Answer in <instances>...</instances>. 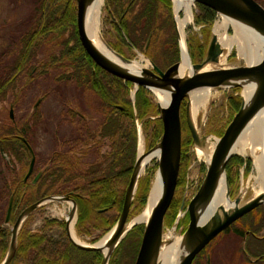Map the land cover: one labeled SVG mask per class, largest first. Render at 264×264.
I'll return each mask as SVG.
<instances>
[{
	"label": "trees",
	"instance_id": "16d2710c",
	"mask_svg": "<svg viewBox=\"0 0 264 264\" xmlns=\"http://www.w3.org/2000/svg\"><path fill=\"white\" fill-rule=\"evenodd\" d=\"M106 3L109 14L114 18L113 30L117 43L116 46L112 47L113 50L121 55L124 51L137 50L143 53L157 68L163 67L164 70L178 62L179 51L169 0H106ZM76 5V0H37L31 14L32 18L25 23L23 31H26V33L20 40H16L10 46L13 49H25L26 62L24 65L30 64L31 59L27 56L34 53L35 48H52L53 46V60H51L53 70L57 69L56 72L60 70L63 73L56 78L57 84L70 85L82 93H88L92 97L91 102L95 104L94 108H103L104 117L99 125L98 135L95 132L91 134V130L88 134L90 142L95 139V136L101 138L100 141H97L98 146L86 152L89 158L88 169L86 170L88 178L81 177V179L73 181H70V178L66 179L75 170L65 154L53 152L49 167L53 166L50 171L46 170L45 175L41 177L40 189L43 193V190H53V193L75 190L82 193L79 196L82 209L81 226L83 228L89 226L90 216L93 215L98 218L97 222L106 223V231H109L116 223L121 212L125 191L136 159V122H141L144 128L150 124L153 125L154 133L149 143L150 148L160 138L162 126L159 119H152L158 113L156 107L148 100L150 91L139 87L133 102L130 98L132 84L124 82L96 66L83 50L76 30ZM197 8L198 13L194 18L195 25L210 26L216 13L212 9L199 4H197ZM188 47L193 63H199L205 53L204 45L191 38ZM84 58L87 63L84 62ZM33 69L32 66H25L27 73H31ZM18 70L15 63L9 66L10 82L7 85L9 92L10 88L15 87L14 75ZM2 87L0 85V101L5 100L8 93L2 91ZM62 101H66V99L60 100V105H63L60 115L64 117V121H69L68 111L71 109H68ZM236 104L237 102L232 103L234 109L229 105L232 116L238 110V104L237 106ZM36 112L37 110L34 108L31 118L22 125H7V133L0 136V148L3 147L9 155H14L22 167L25 164L28 167L30 153L21 139H24L30 146L31 127H36L41 121L40 114ZM70 114H73L72 110ZM19 129L20 131H18ZM18 135L20 136L17 137ZM102 139L109 142L110 151L103 154L101 158L98 152ZM87 140L88 137L86 142ZM61 142L65 147L69 145L70 140H62ZM186 149L187 145L182 140L177 189L184 179L188 164L185 157ZM234 159L238 158L232 156L229 162ZM37 171L36 167L33 168L32 174L34 175ZM117 172H119L121 180L120 194L113 195L109 193L108 187L113 191L109 184H113L111 181L117 178ZM31 181L32 177L26 182H23L22 178L15 180L16 186L11 187V195L15 194L13 195V207L20 203L22 190H26L24 196L25 206L37 202L41 196L39 187L32 186ZM103 183H105L104 188L102 187ZM148 192L149 178L140 179L132 202L133 213L141 212L146 204ZM175 207L176 202L172 199L168 208V212H170L169 223L174 219ZM96 210L102 212L98 214ZM109 216H111V219L107 221ZM143 229V225L133 227L114 250L108 264H124L126 260L134 262L141 243ZM28 240L25 251L31 246L28 250L29 256H32V252L37 249L44 250L48 248L47 251L52 253L49 244L46 245L43 242L36 241L33 237ZM15 253L13 262L18 264L21 254L18 251ZM207 253L205 250L199 252L194 258L193 264H206ZM101 258L99 251L79 250L68 241L64 243L53 241V264H100Z\"/></svg>",
	"mask_w": 264,
	"mask_h": 264
},
{
	"label": "water",
	"instance_id": "95a60500",
	"mask_svg": "<svg viewBox=\"0 0 264 264\" xmlns=\"http://www.w3.org/2000/svg\"><path fill=\"white\" fill-rule=\"evenodd\" d=\"M88 1L90 0H76V28L80 44L95 65L107 73L122 79L125 82L133 84L136 89L142 87L151 93H153V90L169 91L168 102L164 106H161L159 103L157 104V119H159L162 123V134L160 140L153 148L144 154L148 155L149 153L158 150L159 156L156 158L158 169L156 174L158 173L162 185L161 195L155 203L149 218L144 223L136 222L129 226L131 222L128 219L131 210L130 207L137 188L138 179L141 174L140 165L141 160L143 159L139 156V150L137 149L135 163L125 191L121 212L116 223L109 231H112L108 241L109 247L111 248L109 253L107 255L103 254L100 247L95 246V244L88 246L73 242L81 249L102 252L100 264H108L112 253L127 233L131 231L133 227L141 223H143L144 229L135 264H157L160 247L167 243V241H163L164 216L174 196L180 164L181 103L186 98H189L190 93L199 89H243L244 83H251L253 85V95L251 99L248 102H245L243 98L238 111L234 114L231 121L226 126L223 135L214 140L215 148L210 162H205L206 173L200 187L187 204L185 210L183 211V205L179 209L181 217L185 212L188 213L189 221L186 230L182 233V236H180L186 252L181 256L177 264H191L195 256L206 245H208L215 236L226 229L236 219L257 206L261 199H263V196L257 197L252 199L249 203H245L241 206H239L238 198L231 202L228 197L225 166L230 157L234 155L230 152L233 144L240 137L251 120L264 109V58L241 66L227 67L222 64L219 65V59L223 54V49L219 45L216 35L212 34L204 53L203 60L197 64L191 63V73L187 76L178 77V69L181 60L167 68L165 71H161L148 60L149 65H151L150 69L142 68L138 73L130 72V70L121 67L102 56L93 47L90 39L85 33L84 27L85 7ZM191 1L212 9L216 14L221 15L222 17H226L248 26L264 39V10L253 0ZM178 36L181 51L182 48L186 49V46L180 34H178ZM109 49L123 63L131 62V60L116 53L112 48L109 47ZM188 59L190 61L189 56ZM209 64L218 65V67L203 71L202 69L204 66ZM185 120L193 146L196 147L203 145L204 148L206 136H199L195 126L191 122L189 116V102L185 107ZM21 140L25 143L31 155L29 168L26 174V177H28L34 165V154L25 140ZM39 176L40 174L35 177L33 180L34 183L37 181ZM222 177L225 182L226 198L229 200L230 204L234 205L233 209L226 211L222 206H219L215 212L203 222L201 220L200 213L198 214V212L212 201L217 189V184ZM48 199L57 202L67 201L66 197H51ZM43 201L44 200L29 206L18 216L11 229L7 255L0 264L10 263L16 249L17 232L20 223L23 222V220H25L38 207H40V204ZM11 209L12 198H10L9 202L7 219L11 213ZM180 215L177 216L175 223L179 221Z\"/></svg>",
	"mask_w": 264,
	"mask_h": 264
},
{
	"label": "rangeland",
	"instance_id": "374dc122",
	"mask_svg": "<svg viewBox=\"0 0 264 264\" xmlns=\"http://www.w3.org/2000/svg\"><path fill=\"white\" fill-rule=\"evenodd\" d=\"M36 1L37 0H0V49H3V46L6 47L7 43L9 44V41L12 38L18 36L20 34L19 32L23 31V29L25 28V21H27V18L29 17L30 13L33 11V7ZM169 2L171 4L172 19L176 32L177 47L179 51V59H178L179 62L181 60V51H180L181 47L178 38L179 37L178 34H180L179 22L185 17L183 10H179L177 11V13L175 12V6L173 0H169ZM76 11H77V5H76ZM197 13H198L197 4L192 3V20L186 23L182 31V34L186 42L187 53L192 64L194 63L189 54V47H188L189 40L191 38H194V41H197L200 44L204 45L206 51L211 35L215 34L214 33L215 25L220 21H222V16L216 14L210 26L203 27V26L195 25L194 18L197 15ZM113 19L114 18L111 17V15L109 14L106 0H103V5L101 6V11H100L99 30L102 35L103 41L110 48L116 46L117 43V39L113 30L114 28ZM225 32L228 35H232L233 34L232 26L229 25L226 28ZM222 49H223V55L225 56L224 58H226L223 66L224 65L227 67L241 66L246 63L245 58L239 55L236 46H234V48H231V50L229 51L226 50L225 48ZM42 51L43 53L46 52V54L48 55L51 52L53 53V48H42ZM122 53L123 55L120 54L121 56L131 61H140L141 56L149 60L143 53L137 50H132L130 52L124 51ZM84 60H85L84 62L87 63V60L85 58ZM38 62H40V66H41V62L43 63L44 60L41 61V58H39ZM35 64L38 65V63ZM142 65H145L146 66L145 68L148 69L151 68V65L147 64L145 61L142 62ZM40 66L35 69L34 72L35 76L33 79H27L25 76H23L22 78L19 79L18 82H16V84H14L15 87L10 88L11 90L10 92L8 91L5 100L0 101V128L2 126H7V125L9 126L22 125L24 124L25 121L31 118L34 108L37 110L36 113L40 114L41 121L38 123L36 127L33 126L31 127L32 135L29 137L31 144L30 146L28 144V146L32 149L34 154L33 168L35 167L37 168L38 174L45 175V171L46 170L50 171V169L53 166L51 165L49 167L51 162L50 159L52 158L51 156L53 155V151H55L56 149H61V145H59V143L62 140H66L71 135L68 124L66 123V121L63 120L64 117L60 115L63 107V105H60V100L66 99V101H62V102L65 104L67 108L86 111L88 114L86 118H88V120L91 121L90 123L93 127H95L98 124L101 118L99 115L91 114L90 110L95 106V104L91 102L92 97L89 96L88 93H82L77 88L70 85L67 86L58 85L56 82V78L59 77V75L63 74L62 71L58 70V72H56L57 69L53 70L51 68H43ZM159 69L161 71H165L164 70L165 68L163 67ZM21 75L22 74H20L19 77H21ZM137 90L138 89H136L132 84L130 90V98L132 99L133 102L135 100L134 98ZM199 90H204V89H199ZM231 90H232L231 88L209 90L208 103L206 104L205 108L200 109L199 115L196 118L197 119V122L195 124L196 131L198 132L199 135L208 137L210 142L212 143H215L214 140L220 137V135L224 132L227 124L231 120L232 111L228 105V95L229 96H233V94L236 95V90L235 89L233 91ZM83 94H85L86 96H84ZM239 95L237 96L238 108L240 107L241 102L243 100V89L242 92L239 93ZM148 100H150V102L156 107V111H157L158 101L156 100V97L154 96L153 93L150 92V95L148 96ZM188 102H189V98H186L183 102L182 107L180 108L181 142L183 140L184 143L187 145V149L185 151V157L188 160V164L185 169L186 171H185L184 179L182 180L181 185L178 187V189L176 187L174 193L173 200L174 202H176V207H175L176 213L174 219L171 223H169L170 221H168L169 219H167L165 221L166 224L163 226L164 242L169 241L171 236L177 238L182 236V233L185 231L184 229H186L185 227H187V223L189 219L188 216L186 217V213L181 217L180 215L181 212L179 211L180 203L184 201V206H185L184 210H185L188 202L192 199L193 195L197 192L198 188L200 187L206 173L205 157L203 154L199 155L195 150L191 142L192 139L190 133L186 126L185 107ZM157 116H155L154 118L152 117V119H157ZM136 123H137L136 124L137 149L139 150V144L140 141H142L144 151L147 152L159 142L160 138L155 143V145L150 148L149 143L154 133L153 125L150 124L149 126L144 128V126L142 127L141 122L137 121ZM55 129L58 131L56 136L54 134ZM2 134L5 135V132H2L0 129V136H2ZM105 149L106 146L103 147L102 150ZM137 149H136V154H137ZM1 158H0V176L2 177L4 173L7 174L8 172L11 187L16 186L15 181L13 184L11 183V179H13L14 177L21 178L22 176L25 175L26 178L29 164L28 167L26 164L24 167H22V165L17 162V159L14 155H10L9 160L8 157H6V155L5 156L1 155ZM30 160H31V155H30ZM2 162L5 163L2 164ZM3 165L5 166L4 168ZM179 168H180V164H179ZM157 169H158L157 159L153 158L150 162L145 164L144 169L141 172L140 177L138 179L139 181L140 179L144 180L146 178H149V192L146 200L149 197L150 189L154 181V178L156 176ZM251 175L252 172L249 174L250 178ZM253 182H254L253 180H250V183L248 185L250 190L248 195L245 197V199L252 194L251 188ZM177 185L178 184L176 183V186ZM134 196L132 202L134 201ZM10 197L13 199V195H11ZM146 205L147 202L145 206ZM145 206L142 208L140 213L136 214L132 212L134 208L131 205V211L128 217L129 221L138 217L144 210ZM69 211H70V207L65 203H59L57 201L47 199L41 202L40 207L33 212L34 214L33 228L41 226L45 218H53L54 220L66 218V215H68ZM178 215H180L179 221L175 223V220L177 219ZM184 216L186 218L182 220ZM143 223L139 225H143ZM98 234L99 233H95V236H97ZM107 234L108 233L103 235V237H105ZM84 244L90 245L88 242ZM135 260L134 262L132 260H126L124 261V264H132V263L135 264Z\"/></svg>",
	"mask_w": 264,
	"mask_h": 264
},
{
	"label": "flooded vegetation",
	"instance_id": "af4514ba",
	"mask_svg": "<svg viewBox=\"0 0 264 264\" xmlns=\"http://www.w3.org/2000/svg\"><path fill=\"white\" fill-rule=\"evenodd\" d=\"M257 3L263 10H264V0H253ZM34 8V7H33ZM32 12L30 13L27 21L32 18ZM25 21V23L27 22ZM36 23V22H35ZM24 30V29H23ZM18 36H15L7 43L6 47L3 46V49H0V85H2V91L8 92L7 85L10 82V73H9V66L13 65L14 63L19 69L14 75V82H18L20 78L25 76L27 79L34 78L35 69L40 66V62L38 59L41 58L40 67H49L53 69V53L50 54L43 53L42 48H35L34 53H31L30 56H27L31 59L30 64L24 65L26 62L25 56V49L24 48H11V44L14 43L16 40H20L26 31L19 32ZM47 48V47H46ZM53 48V46H52ZM12 49V50H11ZM43 58V59H42ZM264 58V55L262 56ZM35 63H38L36 65ZM25 66L34 68L31 73H27L25 70ZM21 77H19V75ZM16 79V80H15ZM232 89L231 91H233ZM236 95L233 96L228 95V105L232 108L233 102H238V95L242 92L241 88H237ZM86 96L85 94H83ZM240 97V95H239ZM240 100V99H239ZM241 101V100H240ZM72 110L73 114L69 113L70 120H66L70 128V137L66 140H70L69 145L63 146L62 142L59 143L61 145V149H56L53 152H60L67 156L68 161L70 160V165L74 168V173L69 174L67 178H70V181L81 179L84 177L85 179L88 178L86 170L88 169V155L86 152L88 150L94 149V147L98 146V142L101 138L100 136H95L92 142L89 141V132L92 131L91 134L98 135L97 133L99 125L101 123L102 118L104 117L103 108L95 109L94 107L90 110L91 114H96L100 116V120L98 124L93 127L91 125V121L86 118L88 116L86 111L68 108ZM234 109V108H233ZM239 109V108H238ZM90 114V115H91ZM1 130L5 133L6 126H3ZM20 131V129L18 130ZM58 131L55 129L54 134L57 135ZM18 135L17 137H19ZM6 138L8 136H5ZM88 140L86 142V138ZM85 138V141H84ZM76 140V141H75ZM105 139H102L101 146L99 149V155L102 158L103 154H106L110 151L109 142L106 143ZM63 144V145H62ZM106 146L105 150H102L103 147ZM2 156L8 157L9 160V153L4 151V148H0V158ZM238 159H234L232 161H228L226 164L225 170L227 174V185H228V197L231 202L235 199H239L242 197L241 200L249 203L252 199V194L245 199V197L249 193V187L245 189L244 195L241 194L243 191V184L247 182L250 178L249 174L252 172V161L248 156L242 157L239 155H233ZM2 160V158H1ZM230 160V159H229ZM5 162H2L4 164ZM5 166L3 165V168ZM38 175L35 173L34 175L31 173L28 177L25 178V175L22 176V181L26 182L30 177H32L31 184L32 186H38L40 197L37 202L42 200H47L51 197H66L67 201H61L59 203H65L70 207V211L66 218L56 219L53 218H45L41 224V226L33 228V218L34 214L31 213L23 222L20 223L19 229L17 232V244L15 252L18 251L20 256V262L18 264H53V241H59L60 243H64L68 241L73 247L76 249L81 250L78 246H76L73 242H75L69 231L70 221L74 217L73 223V232L76 238L80 240V242H75L77 244L88 245L84 243H89L91 246L97 243L103 235L107 233L106 231V223L104 222H97L98 218L94 217L93 215L90 216L89 219V226L83 228L81 226V216H82V209L79 202V196L82 194L75 190H64L62 192L53 193V190H43L44 193L41 191L40 187V179L44 175H40L37 181L34 183L33 180ZM117 178L112 180L113 184H109L112 187L109 188V193L113 195L120 194V187H121V180L119 177V172H117ZM1 177V176H0ZM17 178L11 179V183L13 184ZM110 182V183H111ZM53 186V185H52ZM102 187H105V183L102 184ZM53 188V187H52ZM252 190V189H251ZM26 194V190H22V196L20 203L11 209V213L7 219V212L10 202L11 196V186H10V178L9 174H3L0 180V263L3 261L5 256L7 255L11 237V229L12 226L15 224L18 216L29 206L37 203L34 202L33 204H29L28 206L24 205V196ZM12 195H15L14 193ZM257 198V197H256ZM239 200V203L241 202ZM13 202V199H12ZM243 202V203H244ZM184 206V201L180 203V207ZM185 207V206H184ZM180 209V208H179ZM102 212L101 210H96ZM168 212V210H167ZM166 212L164 216V225L166 224V220L169 218V214ZM170 213V212H169ZM188 213H186V217ZM185 216L182 218L185 219ZM111 216H109L107 221H110ZM54 220V221H53ZM180 224V223H179ZM186 228V227H185ZM185 230V229H184ZM95 233H99L95 236ZM33 237L36 241L43 242L44 244H49L52 250V253L48 252V248L42 250L37 249L36 251L32 252V256H29L28 250L31 246L25 251L27 247V243L29 242V238ZM85 240V241H82ZM42 250V251H41ZM83 250V249H82ZM85 250V249H84ZM205 250L206 254V264H264V195L263 199H261L260 203L255 206L253 209L236 219L232 222L226 229L221 231L217 236H215L208 245H206L201 251ZM200 251V252H201ZM10 261L9 264H15L14 258L16 253ZM101 256H102V252ZM43 254V255H42ZM34 260V261H33ZM193 264V261L192 263Z\"/></svg>",
	"mask_w": 264,
	"mask_h": 264
},
{
	"label": "bare ground",
	"instance_id": "6f19581e",
	"mask_svg": "<svg viewBox=\"0 0 264 264\" xmlns=\"http://www.w3.org/2000/svg\"><path fill=\"white\" fill-rule=\"evenodd\" d=\"M175 6V12L179 10L184 11V19L179 22V31L182 35V31L187 22L192 20V1L191 0H173ZM103 5V0H90L87 2L85 7V16H84V27L85 33L90 39L93 47L105 58L111 62L124 67L130 72L138 73L142 68H145V65H142V62L149 64V61L141 56L140 61H131L129 63H123L115 54L109 49L107 44L103 41L102 35L99 30L100 24V11L101 6ZM231 25L233 28V34L228 35L225 30ZM214 33L217 37V41L222 48L226 50H231L234 46L237 47L239 55L245 58L246 63L250 64L256 62L262 58L264 55V39L261 38L255 31H253L248 26L239 23L237 21L222 17V21L217 23L214 28ZM180 35V36H181ZM182 59L178 69V77L187 76L191 73V62L187 56V50L185 48L181 49ZM222 54L219 59V65H223L226 58ZM218 65L209 64L204 66L203 71L217 68ZM209 90L204 89L199 91H193L189 95V116L191 122L195 126L197 122V116L199 115L200 109L205 108L209 99ZM153 94L156 97V100L161 106H164L169 100V91H158L153 90ZM253 95V85L245 84L243 85V98L245 102H248ZM264 109L258 113L251 122L247 125L243 133L236 140L231 148V153L248 156L252 161V175L251 178L243 184V191L241 192L244 195L245 189L248 187L250 180H253L252 184V198L261 197L264 195ZM201 136V135H199ZM204 148L202 146L194 147L199 155L203 154L205 157V162L209 163L211 156L213 154L215 143L210 142L209 138L206 137L204 141ZM145 151L142 145V141L139 144V156L143 158L141 160V172L144 169L146 163L150 162L153 158L159 156L158 150H155L148 155H144ZM254 185V186H253ZM162 191L161 180L156 174L154 181L152 183L150 194L148 198L147 205L145 206L142 213L131 220L129 226L132 223L136 222H146L149 218L151 211L159 199ZM242 197H239L241 200ZM241 200L239 206L245 204ZM222 206L224 210L230 211L233 209V204L229 203V200L226 198L225 193V182L223 177L219 180L217 184V189L212 198V201L206 205L204 208L199 210L201 220L208 219L217 207ZM73 223L74 217L70 221V235L75 242H80L78 238L74 235L73 232ZM112 232V231H111ZM109 232L105 237L100 241L95 243V246L100 247L103 254L107 255L111 248L109 247V238L111 235ZM186 252L182 238L171 236L170 240L167 241L165 245L160 247L159 256L157 259V264H177L181 256Z\"/></svg>",
	"mask_w": 264,
	"mask_h": 264
}]
</instances>
